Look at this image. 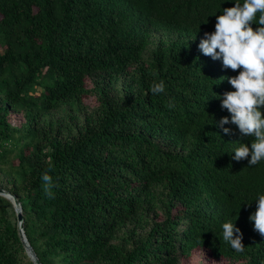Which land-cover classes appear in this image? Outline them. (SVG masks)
Masks as SVG:
<instances>
[{"label": "trees", "instance_id": "obj_1", "mask_svg": "<svg viewBox=\"0 0 264 264\" xmlns=\"http://www.w3.org/2000/svg\"><path fill=\"white\" fill-rule=\"evenodd\" d=\"M231 2L0 0V188L20 203L41 264H181L195 249L264 264L248 219L264 161H234L232 142L253 138L215 126L229 115L216 95L234 91L219 79L239 70L197 47ZM161 80L165 92L152 95ZM228 221L242 252L223 240ZM24 259L0 197V264H32Z\"/></svg>", "mask_w": 264, "mask_h": 264}, {"label": "clouds", "instance_id": "obj_2", "mask_svg": "<svg viewBox=\"0 0 264 264\" xmlns=\"http://www.w3.org/2000/svg\"><path fill=\"white\" fill-rule=\"evenodd\" d=\"M231 4L226 8L220 5L222 11L214 15V30L204 32L197 47L203 56L220 61L223 69L239 70L235 76L219 79L220 83L227 79L234 91L216 95L221 109L229 115L221 117L215 126L224 135H230L232 129L224 125H234L242 138H253L251 143L232 142L237 144L232 159L236 162L247 159V167H252L264 161V0H234ZM150 92L164 93V82H154ZM41 179L50 189L52 177L47 171ZM48 194L51 195L50 190ZM254 202L255 211L248 219L253 222L254 230L264 236V193L258 192ZM221 227L223 240L233 250L242 252L240 229L232 221L224 222Z\"/></svg>", "mask_w": 264, "mask_h": 264}, {"label": "rangeland", "instance_id": "obj_3", "mask_svg": "<svg viewBox=\"0 0 264 264\" xmlns=\"http://www.w3.org/2000/svg\"><path fill=\"white\" fill-rule=\"evenodd\" d=\"M91 87H92L91 80L86 79L85 88L90 90ZM83 104L88 109L90 110L93 109L96 106L95 97L92 94L85 95L83 97ZM7 118L13 127H19L24 121L21 114L14 113V112L10 113ZM26 258L29 260V257L27 255H26ZM27 259H24V262H27ZM180 263L181 264H239V262H234V261L227 260L224 258L214 259L206 249L193 250L191 255L188 258H180Z\"/></svg>", "mask_w": 264, "mask_h": 264}, {"label": "water", "instance_id": "obj_4", "mask_svg": "<svg viewBox=\"0 0 264 264\" xmlns=\"http://www.w3.org/2000/svg\"><path fill=\"white\" fill-rule=\"evenodd\" d=\"M0 197H3L6 200H8L14 209L16 215V221H17V233L19 240L24 248L25 254L29 257V260L32 262V264H41L38 258L36 257L34 251L30 247L29 243L27 242L26 236L24 234L23 225H22L21 207L17 198L12 193L2 188H0Z\"/></svg>", "mask_w": 264, "mask_h": 264}]
</instances>
